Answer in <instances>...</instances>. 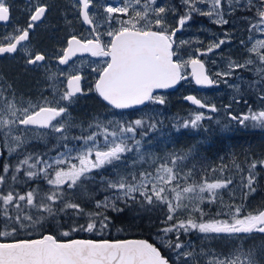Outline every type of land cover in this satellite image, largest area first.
Masks as SVG:
<instances>
[{
	"label": "snow or ice",
	"instance_id": "obj_1",
	"mask_svg": "<svg viewBox=\"0 0 264 264\" xmlns=\"http://www.w3.org/2000/svg\"><path fill=\"white\" fill-rule=\"evenodd\" d=\"M180 5L184 9L182 14H178L177 6L160 5L158 0H123L121 6L106 3L101 6L102 11H93L95 0H75L73 7L82 23L90 26L91 38L69 35L66 46L56 57L58 64L69 65L73 57L84 53L106 58L92 68L96 79L89 91L94 90L114 109H128L146 102L163 105L166 100L154 95V91L174 88L187 80L188 68L198 86L211 87L220 82L206 72L199 57L219 49L225 40L211 43L206 50L197 48L195 53L198 55L185 60L179 49L180 45L189 42L180 41L177 45L174 37L194 14L207 16L217 24H227L229 21L224 18L227 6L229 14L238 10L253 14L243 17L248 23L249 37L247 42L241 40L240 43L247 54L243 62L229 59L227 70L217 72L215 76L227 83V78L238 69L254 72L255 79L248 87L257 89L258 99L264 103V39L253 35H264V0H180ZM11 7L8 0H0V22L11 21ZM24 10L26 26L14 27L10 34L0 38V56L22 51L26 68L45 70L53 98L48 99L42 92L39 101H25L18 98L12 85L0 83V157L7 154L15 159V163L6 159L0 168V264H194L199 256L206 257V264H264V242L247 247L244 243L246 236L264 234V210L242 215L241 207H230L229 219L196 222L189 218L167 223L182 210L188 211L190 216L192 212H199L203 217L199 204L205 200L214 202L216 190L227 187L232 181L189 183L194 168L183 163L188 159L187 154L172 153L167 158L149 154L136 134L143 128L141 136L147 137L148 130L155 129L156 124L145 127L141 119L127 124L96 121L88 125L87 135L69 137L68 133L76 125L68 119V107L78 94H83L81 81L84 77L78 71L73 74L71 66L68 73L52 71L47 65L46 54L31 50L26 43L38 24L43 23L50 5L45 0H26ZM169 14L177 16L179 27L169 28ZM105 37L108 38L106 41ZM61 76L66 78L64 87H61ZM229 87L239 91L238 85ZM184 99L199 108L218 111L214 104L202 102L196 96L188 95ZM229 116L241 126L264 129V108L254 110L249 106L248 113L233 115L229 112ZM204 118L202 112L196 113L182 126L199 128ZM29 132H40L37 138L41 140L44 136H53L56 142L48 145L44 140L45 151L29 150ZM69 139L82 142L79 150L69 147ZM129 153L135 154L133 167L138 161L142 164L151 161L149 167L129 171L115 179L101 175L103 190L111 191L112 195L95 201L96 211L86 212L74 199L78 190H86L87 183L95 181L93 173L96 170L116 169L121 165L127 168ZM257 167H264V160L250 163L245 195L256 191ZM20 185H26L27 190L20 191ZM118 203L125 206L138 203L145 211L159 205L167 208L166 226L157 234L160 246L144 239L72 238V233L98 234L107 229L109 217L104 212L109 208L123 211ZM70 211L75 217L87 216V223H73L65 230L61 218ZM46 226L59 229V236L41 231ZM192 230L202 234H223V238H232L238 243L226 254L204 252L203 249L197 253L190 242L186 244L180 240L181 232L187 235ZM35 233H38L37 238H33ZM170 233L175 234L174 239L169 237ZM163 249L173 255L165 256Z\"/></svg>",
	"mask_w": 264,
	"mask_h": 264
},
{
	"label": "rangeland",
	"instance_id": "obj_2",
	"mask_svg": "<svg viewBox=\"0 0 264 264\" xmlns=\"http://www.w3.org/2000/svg\"><path fill=\"white\" fill-rule=\"evenodd\" d=\"M162 1L166 2V5L168 6H170L169 4L177 6L178 14L183 13L184 9L180 5V0ZM160 2L161 0H158V4H161ZM200 7H205V5H200ZM252 15V13L239 10L229 14L227 11V6H225L224 18L229 22L227 24L217 25V23L213 22V19H210L207 16H204L206 19L204 20L200 15L194 14L193 18L189 20L182 28H180L181 32L177 37L178 45L180 44V41H188L189 43L180 45L179 54L183 57V59L186 60L189 58V56L196 55L195 50L197 48L206 50L211 43L218 42L219 40L223 39L226 41L225 44L221 45L219 49L215 50L206 59L203 60L201 58L204 64L208 68H211V72L215 75L217 72H223L227 70V63L229 59L243 62L247 53L245 47L241 45L240 41L244 40L247 42L249 37L248 23L243 19V17ZM172 16L173 15L169 14L167 17L170 29H172L170 20L173 19V21L176 22L177 19V16ZM209 22L213 24H209ZM174 26L176 25L174 24ZM253 35L257 39H264V35L258 33H253ZM0 63H3V61ZM88 69L89 71L91 70L90 68ZM44 73L45 72L40 69L33 71L22 70L15 59H10L8 62L0 65V83H2L4 86L12 85L17 93L18 98H23L25 101H39L42 92L48 97V99H52V90L49 86L46 76L43 75ZM188 73L189 71L186 69V74ZM249 75V71L238 69L231 77L227 78V83H224L223 79L218 77L220 81L219 85L224 87V89H227L226 91H214L211 94L203 91L199 92V96L204 102L210 105L214 104L216 106L218 109L216 112H212L208 108H206L204 111L199 110L185 104L183 101L179 100L177 96L171 97L167 95L164 96V99L166 100L165 104L160 105L150 102V107L147 113L133 118L127 117L125 119L113 115L108 111V109L102 107L97 101L93 99L92 95H89L90 91L87 89L82 97L75 98L74 102L68 107V112L70 113L68 119H70L76 125L71 129L68 135L69 137L80 136L82 133L87 135L89 131L88 125L96 121H99L103 124H107L109 121H119L127 124L135 121L136 119H141L144 121L145 127L154 123L156 124V128L149 129L147 137H142L140 134L136 135L137 139H142L144 147L149 154L161 158H167L169 154L172 153L178 155L187 154L188 159L183 161V163L187 164L188 168H194L192 176L188 181L189 183H202L205 180L207 182H223L227 179L232 181V183L228 184L227 187L216 190V203L213 204L212 207L214 211L213 215L208 213L206 216L204 212L203 217H201L199 212H192L190 216L188 211L182 210L178 212L175 219L173 221H169L168 224L175 223L177 220H187L189 218L196 222H207L213 219H229L230 207H241L242 215L250 212L254 213L264 208V204L262 202L264 196H255V192L245 195V193H247L245 182L248 177L250 163L243 161H261L264 160V157L258 160H255L256 157L251 159L250 156L246 157L245 159L243 157L237 159V157L234 155L229 159L218 161L209 157L208 153L203 150V146L206 148L207 145L213 143V140L216 141L217 137L222 135V132H225L223 130L222 132L221 130H214V127L222 129V122L227 118L225 105H231L230 108L235 111L243 110V103L239 104L238 106V104L234 103L233 101L243 96L247 90H255L248 87V83L251 81ZM60 81L62 80L60 79ZM62 82L63 84L61 87H64V80ZM229 85H238L239 91H237L236 88L229 87ZM185 88L187 89L188 85H186ZM251 98L255 99L253 104L254 110L264 108V103H262L258 97L251 96ZM244 109L249 111V108L247 107H244ZM200 112H202L205 117L200 122L201 127L192 129L184 128L182 126L184 121L194 118V115ZM154 119H156V121H154ZM73 130H76L77 133H73ZM138 130L144 131L143 128ZM228 134L231 135L232 133L228 132ZM196 135H199L196 137L199 144L195 143ZM28 136L31 140L29 150L34 148L36 151H45L46 145L44 140L47 141L48 145H52L56 142L53 136H44L43 140L37 138L40 136V132H29ZM250 141L252 142V146L255 148H258L259 146L264 148V129L260 130L259 136L250 137ZM235 142L236 139L233 140V144ZM67 143L70 148L79 150L82 142L69 139ZM240 144L244 146L243 142ZM212 146L217 147L216 143L215 145L212 144ZM229 146L230 145L228 144V148ZM214 152L215 150L213 149V153ZM73 155H75V151L73 152ZM211 156L213 157V155ZM133 158H135V154L129 153V168L123 169L122 166H120L116 169H113L108 167L107 174H98V178L100 179V176L103 175L106 179H115L118 178V175H127L129 171L134 172L136 170L147 169L151 163V161H149L148 164H142L138 161L135 167H133ZM257 170L258 167L255 169L256 176L261 174L257 172ZM184 171H187V169H184ZM99 186L103 189L101 184H99ZM104 192H106V195L99 197L100 200H103L105 196L112 195L111 191ZM207 195L208 194L205 193V196ZM206 202L209 201L206 200ZM261 202L263 205L260 207ZM202 203L199 204L200 208ZM217 213H220V215H217ZM224 213L229 214L225 215ZM174 236V233L169 234L170 238L174 239ZM213 236H215V238H212ZM154 239L157 243H159L157 235L154 237ZM180 240L186 244L190 242L196 249L197 253L203 249L204 252L226 254L235 243H238V241L232 238H223V234H202L199 233L198 230H192L187 235L181 232ZM262 242H264V234L259 233L246 236L244 241L246 247L253 244L259 246ZM194 264H206V257L199 256L198 262H194Z\"/></svg>",
	"mask_w": 264,
	"mask_h": 264
},
{
	"label": "flooded vegetation",
	"instance_id": "obj_3",
	"mask_svg": "<svg viewBox=\"0 0 264 264\" xmlns=\"http://www.w3.org/2000/svg\"><path fill=\"white\" fill-rule=\"evenodd\" d=\"M45 2L50 5V11L47 14L46 18L44 19L43 23H39L38 26L31 33L30 41L26 43L28 44V47L31 50L40 51L46 54V56L48 57L47 65L48 67L51 68L52 71L63 70L65 73H68L70 66H71L73 74H75V72L78 71L79 74H81L82 77H84V79H82L81 81V87L84 90L83 94L77 95V98H80L84 95V93L86 92L87 89H89L90 86H94V82L96 79V73L92 72V68L96 67L98 64H102L103 60L106 58L91 57L87 53H84L83 55L77 54V56L73 57L72 60L69 61V65H59L56 57L60 55V50L66 46V38L71 34H76L84 38H91L90 26L82 23V20L77 16L76 14L77 9L73 7L75 0H45ZM122 2L123 0H95L96 6L93 8V11H96L97 9L102 11L101 6L106 3H111L113 6H121ZM8 3L12 6L11 7L12 19L9 23L0 22V38H2L6 34H10L13 31L14 27H17V26L25 27L26 26L27 13L24 10L26 7V0H8ZM160 3H161L160 5L167 4L166 2L162 0ZM169 5L171 6L172 4H169ZM65 17H67V19H65ZM121 18L126 19V17H121ZM201 18L206 20L204 16H201ZM68 21H70L71 23L69 24ZM170 21H171L172 28L179 27L177 19H176V22H174L173 19H171ZM174 24L176 26H174ZM209 24H213V23L209 22ZM105 28H107V25H105ZM180 32H181L180 30L176 32V36L174 37L177 45H178L177 37ZM104 39L106 41L108 38L105 37ZM213 52H209L207 53V55L200 56L199 58L200 59L202 58L204 60L207 57H209ZM196 55L198 54L196 53ZM10 59H15L17 64L22 70L33 71L31 68H26L24 64V60H23L22 51L17 54H5V55L0 56V62L3 61V63L8 62ZM3 63H0V65H2ZM88 68H90L91 70L89 71ZM205 68H206V72L209 75H211L214 79L219 80V78L216 77L211 72V68H208L206 65H205ZM40 70L45 72L43 68H41ZM43 75L46 76L45 73ZM249 77L251 81L255 79L254 72H250ZM59 79H61L62 81L64 80V86H66V78L61 76ZM219 83L211 87H197L192 77L188 76V79L181 81L175 89L170 90V91L155 92L154 95L162 96L163 98L164 96H167V95L171 97L177 96L179 100L183 101V97L186 94H194L202 102H204L200 98L199 92L203 91V92H207L208 94H211L214 91L223 92L227 90V89H224V87H221ZM186 85H188L187 89L185 88ZM89 95H92L93 99L97 101L102 107H105L106 109H108L110 113H112L113 115H116L117 117L125 118V119L127 117L133 118L139 115H144L145 113H147L150 107V102H147V104H145V106L141 108H136V109H131V110L114 109L110 105L105 103V101H103L102 98H100L98 94L95 93L94 90L90 91ZM243 96H242L243 99L239 97L233 101L234 103H237L238 106L239 104L243 103L244 104L243 110L235 111L231 108H228L227 107L228 104H226L225 110L227 111V114H226L227 118L222 122L223 124L222 129L214 127V130L216 131L218 130H221V132L222 130L225 131V132H222V135L217 137L216 141L213 140V143H212L214 145L215 143L216 144L219 143L220 145L218 146H220V148L218 146L213 147L211 143L206 146V148L209 150L205 149V152L208 153L209 157L215 160L221 161L223 159L224 160L229 159L234 155L237 157V159H240L241 157L245 159L246 157L250 156L251 159H254L256 157L255 160H258L264 157L263 147L252 148L250 146H242L241 144H239L243 138H245L246 141L251 142L250 137L259 136L261 129L252 128L250 126L244 127V126L239 125L236 121H232L230 119L229 112H231L233 115H240V114L248 113V110H245L244 107L249 108V106H251L253 108L255 99L251 98V96L258 97L259 92L257 89L252 90V91L247 90ZM236 101H239V102H236ZM244 101H247V103H245ZM199 110L204 111L206 110V108H199ZM141 132L142 131L138 130L136 135L138 134L141 135ZM228 132L232 134L230 135L228 134ZM73 133H77V131L73 130ZM234 139H236V142L233 144ZM228 144L230 145L229 148H228ZM213 149L215 150L214 153H213ZM211 155H213V157ZM1 161H2V157H1ZM243 162L251 163V161H243ZM257 172L261 173V175L264 176V167H258Z\"/></svg>",
	"mask_w": 264,
	"mask_h": 264
},
{
	"label": "trees",
	"instance_id": "obj_4",
	"mask_svg": "<svg viewBox=\"0 0 264 264\" xmlns=\"http://www.w3.org/2000/svg\"><path fill=\"white\" fill-rule=\"evenodd\" d=\"M154 121H156V119H154ZM197 136L199 135L195 136V143L199 144L198 140L196 139ZM241 142H243L244 146H250L252 148L254 147L252 146V142L246 141L245 138H243L240 141V143ZM218 145L220 144L219 143L216 144V146ZM218 147L220 148V146ZM260 147L262 146H259L258 148ZM205 149L207 148L203 146V150ZM6 159H11L12 163H15L14 158L7 157V155L5 154V156L2 157V161H0V168H2L3 163L5 162ZM121 166L123 169L125 168L123 165ZM127 168H129V161ZM107 170L108 167L94 171L93 175L95 176V181L94 182L89 181L87 183L86 190H78L77 195L74 197L76 202L80 203L81 206L86 210V212L96 211L95 201L100 200L99 197H102V195H106V192H104L103 189L99 186L100 179L98 178L97 175L98 174L105 175L107 174ZM40 183L42 186L46 187V185H43L42 181ZM255 186H256V191L254 195L264 196L263 175L258 174L256 176ZM19 189L20 191H26L27 186L20 185ZM262 202L264 204V199H262ZM262 202L260 203V207L261 205H263ZM215 203L216 201L206 202V200L202 203L201 209L203 210V212H205L206 216L208 215V213L212 215L214 214L212 207L213 204ZM118 207L122 208L123 211L116 212L113 211L111 208H109L107 211L104 212V214L109 217V224L107 229H105L103 232L97 234V233H86L81 231V232L72 233V238L124 239V238L134 237V238L148 239L152 243H155L157 246H160V244L155 241L154 237L158 234L161 228L166 226L164 221L167 215V208L164 205L153 207L151 208V210L148 211L142 209L138 203L131 204L130 206H125L123 203H118ZM101 211L104 210L101 209ZM221 216H216V217H221ZM87 221H88L87 216L75 217L74 215H72L71 211L69 212L68 215H64L61 218V223L63 224L65 230L73 223L86 224ZM41 231H43L44 233L52 232L57 236H59V229L48 228L46 226L45 229ZM37 236L38 233L33 234V238H37ZM59 238L67 239L64 237H59ZM163 254L165 256H172V253L169 252L167 249H163Z\"/></svg>",
	"mask_w": 264,
	"mask_h": 264
},
{
	"label": "water",
	"instance_id": "obj_5",
	"mask_svg": "<svg viewBox=\"0 0 264 264\" xmlns=\"http://www.w3.org/2000/svg\"><path fill=\"white\" fill-rule=\"evenodd\" d=\"M189 69V72H191V69L190 68H188ZM206 70V69H205ZM196 85V84H195ZM197 87H203V86H198V85H196ZM177 87V85L174 87V88H169V89H156L155 91H154V93L155 92H159V91H170V90H173V89H175ZM188 95H193V96H195L194 94H187V95H185L184 97H183V101H185V102H187L189 105H191V106H195V107H197V108H199L197 105H194V104H192L190 101H187V100H185L184 98L186 97V96H188ZM105 103H107V102H105ZM147 103V102H146ZM145 103V104H146ZM145 104L144 105H137V106H133V107H131V108H128V109H122V110H131V109H136V108H141V107H143V106H145ZM1 158V157H0ZM261 210H264V208L263 209H261ZM47 234V233H46ZM75 239H88V238H75ZM132 239H144V240H147V239H145V238H125V239H115V240H132ZM93 240H100V239H93ZM108 240H112V239H108ZM149 241V240H148ZM150 243H152L151 241H149Z\"/></svg>",
	"mask_w": 264,
	"mask_h": 264
},
{
	"label": "bare ground",
	"instance_id": "obj_6",
	"mask_svg": "<svg viewBox=\"0 0 264 264\" xmlns=\"http://www.w3.org/2000/svg\"><path fill=\"white\" fill-rule=\"evenodd\" d=\"M228 38H231V37H228Z\"/></svg>",
	"mask_w": 264,
	"mask_h": 264
}]
</instances>
